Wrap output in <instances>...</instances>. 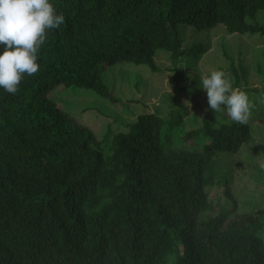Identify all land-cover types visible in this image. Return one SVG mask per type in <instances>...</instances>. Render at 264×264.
<instances>
[{
  "label": "trees",
  "instance_id": "obj_1",
  "mask_svg": "<svg viewBox=\"0 0 264 264\" xmlns=\"http://www.w3.org/2000/svg\"><path fill=\"white\" fill-rule=\"evenodd\" d=\"M51 2L65 22L48 31L39 72L15 95L0 88V264H264V210L240 212L220 168L250 139V122L211 108L187 119L170 98L167 113H139L99 139L52 97L84 86L114 103L109 65L158 71L159 49L198 59L202 45L182 47L185 26L263 35L264 0ZM233 63L242 86L245 67ZM217 115L229 122L217 127ZM214 185L222 192L210 196Z\"/></svg>",
  "mask_w": 264,
  "mask_h": 264
},
{
  "label": "rangeland",
  "instance_id": "obj_2",
  "mask_svg": "<svg viewBox=\"0 0 264 264\" xmlns=\"http://www.w3.org/2000/svg\"><path fill=\"white\" fill-rule=\"evenodd\" d=\"M255 21L264 26V10L256 13ZM183 30L182 47L202 45L204 52L200 57L196 59L187 54L174 62L168 51L159 49L154 57L158 71L130 61L109 65L102 77L116 102L101 98L94 89L84 86L57 87L52 97L72 118L87 125L102 139L108 130H125V124L139 113H167L170 98L188 107L191 114L187 119L196 117L200 120L209 109L200 76L209 75L213 70L225 71L233 87L245 91L255 107L249 119L250 139L238 153L222 156L220 168L226 178L232 179L230 185L240 212L264 210V167H261L264 165V121L261 118L264 103L260 102L264 92V34L228 33L222 25L205 29L185 26ZM231 61L237 67L239 62L245 67V78L240 82L242 86H234ZM186 100L191 102V107ZM222 115L227 116L226 113ZM247 181H254L258 187H244ZM222 189L223 186H212L210 196L214 193L220 195ZM258 235L264 240V223Z\"/></svg>",
  "mask_w": 264,
  "mask_h": 264
},
{
  "label": "clouds",
  "instance_id": "obj_3",
  "mask_svg": "<svg viewBox=\"0 0 264 264\" xmlns=\"http://www.w3.org/2000/svg\"><path fill=\"white\" fill-rule=\"evenodd\" d=\"M64 22L63 13L57 12L51 0H0V88L15 95L26 75L39 72L38 53L47 33ZM200 85L207 92L208 107L215 113H226L231 122H249L255 105L245 91L233 87L225 71L201 75ZM260 102L264 103V92ZM215 119L217 127L229 122L218 115Z\"/></svg>",
  "mask_w": 264,
  "mask_h": 264
}]
</instances>
